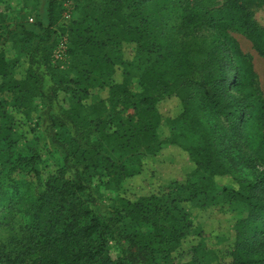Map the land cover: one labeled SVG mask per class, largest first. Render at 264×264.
Returning a JSON list of instances; mask_svg holds the SVG:
<instances>
[{
    "label": "rangeland",
    "instance_id": "obj_1",
    "mask_svg": "<svg viewBox=\"0 0 264 264\" xmlns=\"http://www.w3.org/2000/svg\"><path fill=\"white\" fill-rule=\"evenodd\" d=\"M54 1L49 39L50 43L54 42L53 46L65 38L67 46L71 47L74 38L91 34L106 43L111 30L105 29L112 17L106 8L118 9V21L127 26L130 33L127 36L136 41L120 47L125 64L119 62L113 49L103 48L101 55L108 57L115 68L114 81L124 76L137 92L146 90L163 95L170 90L172 78L180 79L185 68L204 66L205 76L218 74L217 81L224 80L225 71L240 69L242 88L237 92L233 88L234 79L230 78L226 81L228 94L239 97L242 103L260 101L264 107V57L240 31L228 27L221 32L217 29L218 20L210 21L203 15L204 11L222 7L232 11L229 7L237 3L249 20L264 29L263 0ZM48 3L49 0H0V49L13 65L9 77L21 78L27 68L25 44L28 43L21 26L42 33L49 22ZM86 61L87 57L74 48L72 54L55 63L54 70L57 75L70 78L75 71L87 67ZM155 66L165 72H157V76L145 85L137 86L143 74ZM170 69L172 74L168 72ZM182 93L188 101L185 107L178 96L165 97L158 102L161 146L156 153L145 154L140 172L115 186L94 178L97 172L104 171L102 167L91 168L88 176H93L92 191L107 206L118 204L119 197L133 201L141 196L155 195L172 211L184 236L167 258L155 252L153 264H232L236 223L247 216L249 220L253 217L252 221L262 219L264 222V210L255 216L249 215L241 198L264 199L258 186L249 185L256 180L262 166L255 161L247 164L246 159L227 143L224 135L230 131L228 117L210 102L202 88L189 82ZM93 95L105 98L106 91H95ZM68 96V101H75L73 94ZM218 98L221 105L227 106L220 94ZM48 115L39 101L31 102L27 110L19 112L0 101V264H29L38 258L37 230L32 223L30 205L21 198L25 193H15L10 187L13 181H21L20 189L24 190L26 186L31 187L37 177L43 185L61 168L64 152L55 137L67 143V130L49 128ZM80 119L81 123L90 124L94 132L97 130L95 114L90 107L81 111ZM256 121L254 131L264 133V120ZM97 137L95 132L93 138ZM206 143L215 144L212 151L224 169L221 174L201 179L204 170L196 171L187 148ZM21 158L28 160L19 161ZM200 182L206 186L204 192L196 188L201 186ZM193 183L195 186L191 188ZM66 199L76 203L83 195ZM54 218L50 215L46 219L47 227ZM120 224L126 229L137 227L123 214ZM56 229L60 233L62 227ZM107 250L114 260L120 256L112 240H108Z\"/></svg>",
    "mask_w": 264,
    "mask_h": 264
},
{
    "label": "trees",
    "instance_id": "obj_2",
    "mask_svg": "<svg viewBox=\"0 0 264 264\" xmlns=\"http://www.w3.org/2000/svg\"><path fill=\"white\" fill-rule=\"evenodd\" d=\"M233 4L229 7L232 11L222 7L204 11L203 15L210 21L218 20L217 29L221 32L228 27L240 31L264 57V29L245 16L243 7ZM54 6L55 1L49 0V22L42 28V33L21 26L28 43L25 44L27 68L21 78L9 77L13 65L0 49V101L18 112L27 110L31 102L39 101L49 114L48 127L66 129L68 137L65 144L55 137L64 152L62 166L56 175L42 185L32 168L37 178L31 187L21 190V181L16 180L10 187L16 190L15 193H25L21 198L26 200L25 204L29 203L32 223L37 230L38 258L29 264H153L155 252L167 258L177 248L184 233L172 211L162 205L157 196H141L133 201L119 197L118 204L107 206L94 195L90 184L93 176H88V170L102 167L104 171L97 172L94 178L115 186L124 178L138 174L145 154H154L161 146L158 102L165 97L178 96L185 107L188 101L182 91L189 82L202 88L210 102L228 117L230 131L224 135L227 143L246 159L247 164L255 161L262 166L256 180L249 185L258 186L264 193V133L254 131L256 119L264 120L261 115L264 107L260 101L242 103L239 97L229 95L226 90V81L233 78V88L240 91L243 80L240 69L230 73L225 71L224 80L217 81L218 74L205 76L204 66L185 68L180 79L172 78L166 94L158 95L145 89L137 92L124 76L120 81H114L115 68L108 57L101 55L103 48L113 49L119 62L125 64L120 47L136 41L127 36L130 34L127 26L118 21V9L107 7L112 17L105 29L111 30L106 43L92 34L83 38L78 34L73 45L67 46L66 54H72L77 48L87 57V67L75 71L70 78L57 75L52 60L56 45L49 42ZM157 72L162 74L165 70L158 66L148 70L137 86L145 85L157 76ZM168 72L172 74V69ZM107 77L110 78L108 82ZM102 90L106 91L105 98L93 95ZM68 94H73L75 101H68ZM219 94L227 106L221 105ZM87 107L95 114L97 138H93L95 132L90 129V124L81 123L80 113ZM214 145L206 143L187 148L196 171L204 170L201 179L223 172L224 168L212 151ZM191 185V188L195 186L194 183ZM196 188L204 192L206 186L201 183ZM76 194L83 195V199L76 203L66 199ZM241 198L249 215L255 216L264 210V199L256 196ZM121 214L137 227L126 229L121 225ZM50 215L55 218L47 227L46 219ZM252 218L249 220L247 216L235 225L232 264H264V222L262 219L252 221ZM58 226L62 227L60 233L56 229ZM108 240L114 241L119 250L120 256L115 260L108 253Z\"/></svg>",
    "mask_w": 264,
    "mask_h": 264
},
{
    "label": "built area",
    "instance_id": "obj_3",
    "mask_svg": "<svg viewBox=\"0 0 264 264\" xmlns=\"http://www.w3.org/2000/svg\"><path fill=\"white\" fill-rule=\"evenodd\" d=\"M67 40L65 38L60 39L54 49L52 50V60L55 63H59L63 58L67 56Z\"/></svg>",
    "mask_w": 264,
    "mask_h": 264
}]
</instances>
